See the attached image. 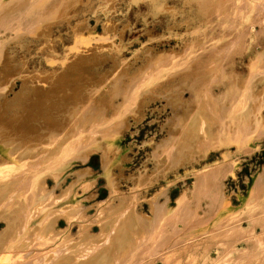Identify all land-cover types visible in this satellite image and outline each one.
Returning a JSON list of instances; mask_svg holds the SVG:
<instances>
[{
	"label": "rangeland",
	"instance_id": "obj_1",
	"mask_svg": "<svg viewBox=\"0 0 264 264\" xmlns=\"http://www.w3.org/2000/svg\"><path fill=\"white\" fill-rule=\"evenodd\" d=\"M63 6L40 33L34 31L43 15ZM89 48L98 58L87 72L102 78L86 93L103 109V117L92 120L95 136L101 140L116 128L106 132L116 137L109 153L116 160L110 168L115 190L101 151L87 146L89 121L72 129L64 150L44 157L33 156L43 144L26 156L25 145L4 137L0 123V264H30L65 240L83 245L52 264L65 256L75 264H124L111 260L113 241L125 238H112L108 230L134 226L148 239L155 207L172 211L181 195L187 199L183 212L132 264H219L223 257L235 260L240 250L254 251L261 263L264 189L250 206L246 202L264 172V0H0L7 100L24 89L29 94L23 78L58 74L65 61ZM197 110L212 118L205 127L209 137L180 140ZM93 117L88 112L82 118ZM74 208L77 215L64 216ZM46 218L53 222L48 246L14 254ZM232 218L238 221L224 227L254 226L252 234L219 236L220 224Z\"/></svg>",
	"mask_w": 264,
	"mask_h": 264
},
{
	"label": "bare ground",
	"instance_id": "obj_2",
	"mask_svg": "<svg viewBox=\"0 0 264 264\" xmlns=\"http://www.w3.org/2000/svg\"><path fill=\"white\" fill-rule=\"evenodd\" d=\"M64 8L65 6L60 9L57 7L43 15L37 22L38 25L35 26L34 31H36V33H40L45 24L48 21L56 19L58 17V13H61ZM95 51L96 50H93V48H89L82 54L73 56L72 59L64 62V65L58 74L45 75L40 78H23L22 88L27 86L29 94H27L28 90L24 89L16 93L12 99L8 100L6 99V95L11 90V87L2 88V86L4 85V82L8 80L10 72L6 66L5 60H3L0 65V123L3 128L1 131L4 137L14 136L13 138L16 139V143L25 145L23 147L27 149L26 156H29L31 154V150H33L36 146L43 144L46 148H43L39 153L34 152L35 155L33 156L42 155V157H44L49 156L50 154H57L64 150L71 139L72 129L79 130L83 126V122L89 121L88 123L91 127L89 131L90 139L87 146L90 152L101 151L104 174L107 178L108 185L111 187L112 191H114L115 188L110 168L116 164V160L111 159L109 157V153L113 152L112 148L116 137L108 135L106 132H114L116 128L111 127L110 130L108 129V131L104 132V135L101 136V140L97 139L95 135L98 132L95 127H93V124L96 121L92 120H99L103 117V109H101L102 105L94 99H88L86 97L89 87L96 88L102 82V78H94L87 72L88 66L95 62V58H98ZM126 75V73H123V76ZM120 81L121 80H118L116 84L120 83ZM83 106L84 109L82 112L78 113V110ZM6 110H10L9 112H11V115L7 118L3 117L5 116ZM88 112L94 114V117L89 120L82 118ZM174 117L178 119L177 115H174ZM211 119V117L209 119L200 110H197L189 117L188 123L181 129L179 133L180 140L184 141L188 136L189 139H193L199 134H203L205 138H208L210 132L207 131L205 127ZM115 133L117 134V132ZM7 139L5 138V140ZM209 141L211 142L212 138H209ZM185 143L189 145L187 142ZM197 143L198 139H196L190 146L192 147L193 144ZM11 144L12 143L9 141L5 142L3 150H6V148ZM165 144L166 143H163L162 145L165 146ZM177 144L178 143H175L174 145ZM187 148H189V146L185 149ZM0 159H2L1 155ZM1 163L2 162H0V164ZM197 181L198 186H200L202 181L201 176H199ZM262 189H264V172L252 185L250 195L247 198L246 207L250 206L257 198H259ZM176 202V209L172 211L167 210L163 206L160 208L155 207L156 210L152 212L154 217L149 218L152 226L149 230L150 237L148 239L145 235L140 234L139 229L134 226L129 225L130 227L124 231H119L117 226L110 228L108 232L112 238L117 235H121L125 238V241L120 243L113 241L112 245L116 247V251L112 254L111 261L132 264L133 261L137 260L138 251L142 249V247L152 243V241H155L158 236L163 233L165 225L175 218L179 212H183L187 199L184 195H181ZM247 211L251 214L255 210L253 208H249ZM115 213L122 214L123 212L118 209ZM77 214L78 212L76 208H74L65 212L64 216L71 219ZM59 215H62V213ZM154 218H158V220L155 222V220H153ZM50 220L51 219L46 218L44 223L39 228L29 233L31 236L30 240L24 245L16 246L15 248L19 249H17L14 254L23 256L31 251L34 246L39 249H43L48 246V243L51 242V226L53 223ZM231 220H225L220 224L219 231L221 234H219V236L227 237L233 234L244 236L252 234L254 226L250 227L247 231H244L238 225L224 227L231 224L233 220L238 221V218H232ZM162 221H164L165 224L163 225L161 223L159 226L158 223ZM129 223L133 225V222ZM122 232L129 234L124 236ZM82 245L83 242L70 243V241L65 240L63 243L58 245L52 254L45 250L38 252L30 264H44L47 262L52 264L58 256L62 254L66 255L69 250L75 249L76 247L79 248ZM261 246H263V242L256 243L255 249L253 250L257 251ZM253 253L254 251L240 250V253L236 255L237 257L235 260L232 261L227 259L230 257H223L219 260V264H231L233 262L242 261L243 259L245 262H242L241 264H264V260L261 263L254 261V258H252ZM74 260L75 258L65 256L64 262L60 264H70L72 261L75 264L76 262ZM166 260L165 264H169V260ZM78 264H84V261L79 260Z\"/></svg>",
	"mask_w": 264,
	"mask_h": 264
}]
</instances>
